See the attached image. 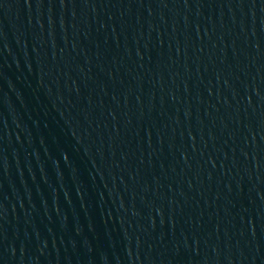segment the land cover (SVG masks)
Masks as SVG:
<instances>
[{"label": "water", "instance_id": "obj_1", "mask_svg": "<svg viewBox=\"0 0 264 264\" xmlns=\"http://www.w3.org/2000/svg\"><path fill=\"white\" fill-rule=\"evenodd\" d=\"M0 264H264V0H0Z\"/></svg>", "mask_w": 264, "mask_h": 264}]
</instances>
